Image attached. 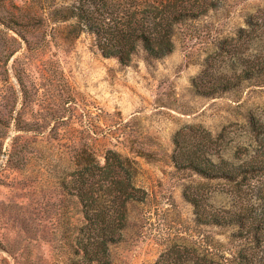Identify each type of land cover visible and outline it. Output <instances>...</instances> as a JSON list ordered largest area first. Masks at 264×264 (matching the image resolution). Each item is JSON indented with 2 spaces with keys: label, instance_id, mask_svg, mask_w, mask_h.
<instances>
[{
  "label": "rangeland",
  "instance_id": "rangeland-1",
  "mask_svg": "<svg viewBox=\"0 0 264 264\" xmlns=\"http://www.w3.org/2000/svg\"><path fill=\"white\" fill-rule=\"evenodd\" d=\"M259 13L264 0H228L204 23L227 38L226 50L247 18ZM63 32H52L43 50L9 44L0 54V264L78 260L73 251L81 206L63 184L75 154L87 149L134 159L136 184L146 193L144 202L127 205L123 238L109 248V264H155L178 230L205 232L226 244L230 230L195 224L183 190L198 178L175 170L174 136L199 127L232 145L245 135L251 114L264 123V89L197 93L193 80L207 54L220 51L216 43L176 42L163 58L139 52L122 65L102 57L86 35L64 43Z\"/></svg>",
  "mask_w": 264,
  "mask_h": 264
},
{
  "label": "trees",
  "instance_id": "trees-1",
  "mask_svg": "<svg viewBox=\"0 0 264 264\" xmlns=\"http://www.w3.org/2000/svg\"><path fill=\"white\" fill-rule=\"evenodd\" d=\"M227 1L0 0V54L9 44L23 43L30 53L43 50L57 28L64 30V43L86 35L96 52L122 65L139 52L163 58L176 42L183 47L188 41L204 47L216 43L220 51L207 54L203 72L193 80L197 93L211 97L243 85L264 89V15L249 16L226 50L227 38L215 36L204 23ZM212 135L199 127L178 131L171 159L177 172L198 178L183 190L196 226L230 230L228 242L178 230L155 264H264V123L251 114L245 135L232 145L223 135ZM73 164L63 184L83 217L73 264H109V248L123 238L127 205L146 199L136 184L137 163L113 149L101 155L87 149L75 154Z\"/></svg>",
  "mask_w": 264,
  "mask_h": 264
}]
</instances>
